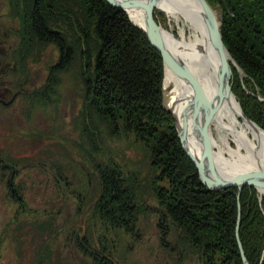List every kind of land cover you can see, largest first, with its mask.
<instances>
[{"label": "trees", "instance_id": "trees-1", "mask_svg": "<svg viewBox=\"0 0 264 264\" xmlns=\"http://www.w3.org/2000/svg\"><path fill=\"white\" fill-rule=\"evenodd\" d=\"M209 2L221 6L224 42L246 74L247 91L239 77L233 78V91L264 128V100L258 98H264V0ZM10 6L20 19L22 54L54 43L60 49L55 68L80 70L87 94L84 134L90 142L98 148L101 131L111 136L134 132L146 145L154 172L151 186L164 214L188 236L205 264H244L237 226L249 264H264V196L245 186L239 200L236 187L213 190L201 181L163 104V57L127 12L112 0H10ZM96 165L103 177L96 212L110 224L133 226L136 193L122 169ZM14 193L24 203L17 189Z\"/></svg>", "mask_w": 264, "mask_h": 264}, {"label": "rangeland", "instance_id": "rangeland-1", "mask_svg": "<svg viewBox=\"0 0 264 264\" xmlns=\"http://www.w3.org/2000/svg\"><path fill=\"white\" fill-rule=\"evenodd\" d=\"M210 5L222 32L221 6ZM11 9L10 0H0V47L10 66L16 65L1 85L9 90L8 102L0 104V264H205L188 236L164 214L151 186L154 172L146 145L134 132L111 136L101 131L98 148L89 142L83 134L87 94L80 70L55 68L60 49L54 43L22 54L20 19ZM159 11L165 20L157 13L158 23L178 34L177 20ZM230 58L231 87L239 77L247 91L246 74ZM211 131L219 139L217 130ZM97 163L110 170L119 166L124 183L135 191L133 226L110 224L96 212L103 185Z\"/></svg>", "mask_w": 264, "mask_h": 264}, {"label": "bare ground", "instance_id": "bare-ground-1", "mask_svg": "<svg viewBox=\"0 0 264 264\" xmlns=\"http://www.w3.org/2000/svg\"><path fill=\"white\" fill-rule=\"evenodd\" d=\"M135 1L142 7L133 8L124 1H120L122 4L120 7L125 8L130 20L146 33L144 29H147L145 21L147 10L144 5L147 0ZM156 6L152 14L157 22V9L166 11L178 22V34L160 25L165 46L177 60L187 64L202 88L200 102L196 104L191 101L193 88L188 80L177 74L171 66L165 67L164 92L167 102L165 108L170 110V113L173 112L179 129L183 128V111L187 113L189 122L186 147L201 158L202 134L199 122H203L208 110L219 103V109L216 110L211 122V130L215 128L219 135V139L213 138L216 145L214 164L218 171L229 178L246 172L264 171V128L244 111L233 89L230 93L227 91L219 97L217 95L220 59L199 0H157ZM19 34L21 36V33ZM150 43L152 44L151 41ZM80 80L82 81L81 76ZM84 136L89 140L86 134ZM90 141L92 142L91 139ZM259 192L264 196V189H260Z\"/></svg>", "mask_w": 264, "mask_h": 264}, {"label": "water", "instance_id": "water-1", "mask_svg": "<svg viewBox=\"0 0 264 264\" xmlns=\"http://www.w3.org/2000/svg\"><path fill=\"white\" fill-rule=\"evenodd\" d=\"M114 3L122 7L120 1H124L127 4L129 3L133 8H140L142 5L135 0H112ZM157 0H147L144 7L147 10L145 14V21L147 29H144L152 42V44L161 51L165 63L171 66L177 74L185 77L188 82L192 85L193 95L191 101L199 104L202 88L200 82L192 71L188 68L187 64L177 60L172 53L169 51L167 46H165L160 32V24L155 20L153 16V10L156 6ZM199 3L205 12V20L209 25V32L211 38L215 44L216 50L220 59V73H219V88H218V97L224 94L225 92L231 91V75L232 67L230 61V53L227 49V46L223 39V34L220 29V21L218 16L208 0H199ZM157 7V6H156ZM125 9V8H124ZM126 10V9H125ZM127 11V10H126ZM190 101V102H191ZM219 103L216 107L210 108L207 112L206 118L204 117L203 122H199L202 134V156L201 158L194 155L186 147V133L188 130V119L187 113L183 111V128L179 129V136L182 141L184 150L190 156L192 161L198 168L201 180L211 189H222L228 187H237L239 190L238 199L240 198V193L243 190L245 185H250L256 187L258 190L264 189V171H253L238 174L234 177H224L217 169L214 164V142L211 132V122L216 110L219 109ZM239 239V235H238ZM239 244L241 247V252L245 264H248L247 257L245 255L242 243L239 239Z\"/></svg>", "mask_w": 264, "mask_h": 264}, {"label": "flooded vegetation", "instance_id": "flooded-vegetation-1", "mask_svg": "<svg viewBox=\"0 0 264 264\" xmlns=\"http://www.w3.org/2000/svg\"><path fill=\"white\" fill-rule=\"evenodd\" d=\"M12 69H16V65L10 66V63H8L7 60V52H4V50L0 47V104H6V102H8L6 100L8 97L6 96L5 91L9 89L1 87V85L4 84L3 80L5 79V76H7L8 72L12 71Z\"/></svg>", "mask_w": 264, "mask_h": 264}]
</instances>
